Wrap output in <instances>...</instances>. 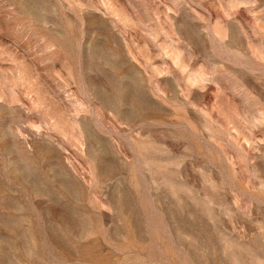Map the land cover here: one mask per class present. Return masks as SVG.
Returning a JSON list of instances; mask_svg holds the SVG:
<instances>
[{"label": "rangeland", "instance_id": "obj_1", "mask_svg": "<svg viewBox=\"0 0 264 264\" xmlns=\"http://www.w3.org/2000/svg\"><path fill=\"white\" fill-rule=\"evenodd\" d=\"M0 264H264V0H0Z\"/></svg>", "mask_w": 264, "mask_h": 264}]
</instances>
